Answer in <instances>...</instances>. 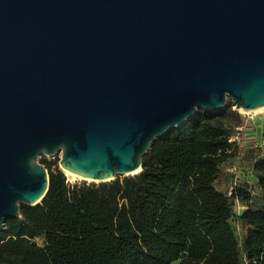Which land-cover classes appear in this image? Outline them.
Returning <instances> with one entry per match:
<instances>
[{"label": "water", "instance_id": "water-1", "mask_svg": "<svg viewBox=\"0 0 264 264\" xmlns=\"http://www.w3.org/2000/svg\"><path fill=\"white\" fill-rule=\"evenodd\" d=\"M264 106V0H0V232L50 188L106 182L200 108Z\"/></svg>", "mask_w": 264, "mask_h": 264}, {"label": "trees", "instance_id": "trees-1", "mask_svg": "<svg viewBox=\"0 0 264 264\" xmlns=\"http://www.w3.org/2000/svg\"><path fill=\"white\" fill-rule=\"evenodd\" d=\"M244 125L232 103L200 108L153 142L140 173L106 182L71 184L59 157L42 156L49 191L6 220L0 264H264V147L240 154L253 165L260 201L235 179L231 193L217 186Z\"/></svg>", "mask_w": 264, "mask_h": 264}, {"label": "rangeland", "instance_id": "rangeland-1", "mask_svg": "<svg viewBox=\"0 0 264 264\" xmlns=\"http://www.w3.org/2000/svg\"><path fill=\"white\" fill-rule=\"evenodd\" d=\"M230 103H232L233 108L239 110V112L245 118L246 125H244L242 127L243 129L241 130V132L246 130L247 125H248L247 129H249V132H247L243 136L240 134L241 132L237 134V135H239V138L237 139V143L240 146L239 147L240 151H238L237 155H231L230 157L227 158V161H225L223 169H222V175H221L220 179L217 181V186L221 190H226L227 188H229V192H230L231 189L233 188L234 181L237 180L239 184L249 186L255 195L256 201H260L261 196H262V191L257 184V178L253 172V165L250 162H248L247 160H245L240 154H241V150L242 149H248L247 147H255L256 149H259L257 147H259V145H260V143L264 137V110H261V111L255 112V113H251V114H247L243 110L237 108L236 105L230 99H229L228 105L225 109H227L229 107ZM224 123L227 126L230 125V122L228 120H225ZM56 157H59V159L61 160V154H59L55 157H47V158L49 160H53ZM238 158H240V159H238ZM60 160L58 163L59 167H60ZM234 165H237V168H238L235 173L230 172V170H229ZM66 175L68 178V182L71 184L84 183V182H87V183L94 182L92 180H85L83 178L71 177L70 175H68V173H66ZM119 177L124 178L127 176L120 175ZM95 183H99V182H95ZM242 207H243V205L238 203L237 204V211L242 210L243 209ZM238 230L240 231V238H242L246 229H244L240 225ZM38 242L40 244L43 243V241L41 239H38Z\"/></svg>", "mask_w": 264, "mask_h": 264}, {"label": "bare ground", "instance_id": "bare-ground-1", "mask_svg": "<svg viewBox=\"0 0 264 264\" xmlns=\"http://www.w3.org/2000/svg\"><path fill=\"white\" fill-rule=\"evenodd\" d=\"M241 110H243L247 114H251V113H255V112L264 110V106L256 108V109H251V110H245V109H241ZM66 173H68V175H70L71 177H74V178H82V177L78 176L76 173H73V172H70V171H66ZM88 180H91V179H88Z\"/></svg>", "mask_w": 264, "mask_h": 264}, {"label": "built area", "instance_id": "built-area-1", "mask_svg": "<svg viewBox=\"0 0 264 264\" xmlns=\"http://www.w3.org/2000/svg\"><path fill=\"white\" fill-rule=\"evenodd\" d=\"M242 129H243V128L240 127V128H239V131L242 130ZM238 138H239V135H236V136L233 137L230 141H232V142H233V141H237ZM260 146H261V147H264V141H262V142L260 143ZM235 164H236V163H235ZM237 169H238V168H237V165H234V166L231 167L229 170H230V172H234V173H235V172L237 171ZM232 189H233V188H232ZM232 189H231L230 193L232 192ZM242 208L244 209V208H246V206H243Z\"/></svg>", "mask_w": 264, "mask_h": 264}, {"label": "crops", "instance_id": "crops-1", "mask_svg": "<svg viewBox=\"0 0 264 264\" xmlns=\"http://www.w3.org/2000/svg\"><path fill=\"white\" fill-rule=\"evenodd\" d=\"M245 233H246V230H245ZM245 233H244V234H245ZM244 234H243V235H244Z\"/></svg>", "mask_w": 264, "mask_h": 264}]
</instances>
